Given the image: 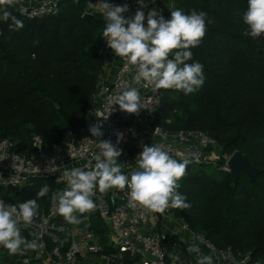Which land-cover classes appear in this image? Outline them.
Listing matches in <instances>:
<instances>
[{"label":"trees","instance_id":"trees-1","mask_svg":"<svg viewBox=\"0 0 264 264\" xmlns=\"http://www.w3.org/2000/svg\"><path fill=\"white\" fill-rule=\"evenodd\" d=\"M91 0H62L56 15L26 17L19 4L8 10L23 21L17 31L0 19V140L10 139L18 152L32 151L40 135L46 149L67 129L84 134V118L98 84L99 47L105 20ZM120 5V0H107ZM185 14L207 13V32L192 59L205 76L191 94L165 90L159 122L170 131L201 129L220 144L221 155L241 151L262 170L253 182L217 163L189 164L178 191L191 203L174 209L191 228L219 248L251 253L264 262V35L245 36L247 0H171ZM171 10L160 15L170 19ZM50 179L34 178L14 199H36L44 208L50 193H37ZM12 197V196H11Z\"/></svg>","mask_w":264,"mask_h":264},{"label":"built area","instance_id":"built-area-1","mask_svg":"<svg viewBox=\"0 0 264 264\" xmlns=\"http://www.w3.org/2000/svg\"><path fill=\"white\" fill-rule=\"evenodd\" d=\"M61 1L19 0L18 4L26 17H44L58 14ZM94 1L89 2L87 10L95 9ZM124 4L129 7L125 18L133 17L138 9L144 11L146 27L149 9H155L160 15L172 2L143 0L142 7L140 0H120V5ZM98 53L103 70L86 110L84 134L69 128L51 149H46L43 138L35 134L30 153L16 151L10 139L0 140V199L5 203L19 205L28 200L14 199L15 194L7 192L9 189L20 192L32 185L34 178L50 179L46 205L39 209L32 224L20 225L21 235L29 241L36 240L39 247L24 255H9L0 246V264H196L197 254L187 251L193 244L198 245L203 254L212 255L214 264H264L251 253L217 247L204 234L194 231L174 209L161 215L139 205L131 206L127 189L97 190L92 197L95 210L86 213L87 219L78 226L68 224L59 215L51 196L67 187L65 169L87 170L86 166H94L100 149L98 139L88 129L97 122L102 126L101 140L116 144V133H123L117 147L122 149L119 162L125 164V174L137 167L136 158L142 152V145L152 144L162 145L173 158H186L190 164L217 163L223 158L222 168L230 170L228 161L232 154L223 156L219 152L213 160L210 153L221 147L207 132L201 129L170 131L159 122L164 89L135 85V66L117 57L104 39ZM127 87L139 89L146 106L139 115L125 113L119 105L110 103L111 97ZM158 126L161 133L167 134L166 139L159 133L154 134Z\"/></svg>","mask_w":264,"mask_h":264},{"label":"clouds","instance_id":"clouds-1","mask_svg":"<svg viewBox=\"0 0 264 264\" xmlns=\"http://www.w3.org/2000/svg\"><path fill=\"white\" fill-rule=\"evenodd\" d=\"M18 2L0 0V19L10 20L9 29L12 31L23 27V21L8 10ZM140 3L143 7V0ZM97 4L106 22L102 39L117 57L135 66V85L183 91L186 95L203 86V65L186 61L192 59L191 49L198 47L206 35L207 23L210 22L206 12L193 9L185 14L176 9L171 10L170 19H165L155 9H149L145 27V13L140 9L133 17L125 18L124 14L129 11L127 4L121 6L107 0H99ZM243 22L247 25L245 36L255 39L264 35V0H247ZM110 103L119 105L121 111L133 115H139L141 109H146L138 87L125 88L111 97ZM101 127L97 122L88 129L98 139L97 147L100 149L95 156L94 166H86L87 170L79 167L65 169L63 176L67 187L53 192L51 196L59 215L68 224L78 226L84 223L87 219L85 214L96 208L92 197L97 190L127 189L131 206L139 205L161 215L169 209L191 207L187 197L178 191L190 160L173 158L162 145H142V152L136 158L137 167L130 174H125V164L119 162L122 149L117 147L123 140V133H116L117 142L113 144L110 140L100 139L103 135ZM157 133L167 138L159 126L154 134ZM49 191V186L45 184L37 196L44 197ZM38 215L36 199H28L19 205L7 204L0 199V246L9 255H24L28 250L39 247L36 240L29 241L23 237L20 228L21 224H32ZM187 251L197 254L196 264H214L213 256L203 254L198 245H190Z\"/></svg>","mask_w":264,"mask_h":264},{"label":"water","instance_id":"water-1","mask_svg":"<svg viewBox=\"0 0 264 264\" xmlns=\"http://www.w3.org/2000/svg\"><path fill=\"white\" fill-rule=\"evenodd\" d=\"M228 165L236 178V182L239 181L242 174H246L253 182H255L257 181L259 174L262 172V170L254 166L241 151H236L232 154L228 161ZM148 256L152 258L150 254Z\"/></svg>","mask_w":264,"mask_h":264},{"label":"rangeland","instance_id":"rangeland-1","mask_svg":"<svg viewBox=\"0 0 264 264\" xmlns=\"http://www.w3.org/2000/svg\"><path fill=\"white\" fill-rule=\"evenodd\" d=\"M95 1H96V2H95ZM95 1H94L95 9H93V10H99V11H100V9H99V7H98V4H97V3L99 2V0H95ZM156 7L158 8L159 5H157ZM165 9L171 10V9H172V5L169 4V6H166ZM219 148H220V147H218L217 149H219ZM219 151H220V150H213V151L210 153V155H211V157H212L213 160H216V159H215V156L218 155ZM212 162H213V161H212ZM200 165H203V164H200Z\"/></svg>","mask_w":264,"mask_h":264}]
</instances>
